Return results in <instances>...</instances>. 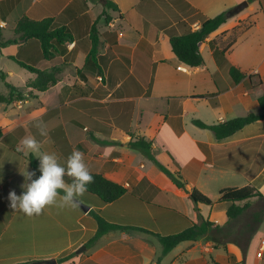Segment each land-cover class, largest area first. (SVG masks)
<instances>
[{
	"label": "crops",
	"instance_id": "1",
	"mask_svg": "<svg viewBox=\"0 0 264 264\" xmlns=\"http://www.w3.org/2000/svg\"><path fill=\"white\" fill-rule=\"evenodd\" d=\"M111 1L116 10H107L105 0H0V42L18 38L15 24L24 16L36 21L54 18L73 37L50 59L44 58L37 39L0 48V58L16 64L4 72L9 82L15 72L28 76L21 88L37 77L16 60L53 71L57 79L44 92L27 89L30 99L24 100L22 109L0 103V264L46 260L59 264L60 259H66L62 264H264V253L259 256L264 240V120L224 140L193 123L213 125L264 114L259 103L264 97V75L259 72L264 47L258 39L238 45L241 33L245 37L259 27L254 17H264V0ZM243 2L248 7L201 44L204 65L191 68L179 61L172 52L173 37L197 31L207 19ZM93 26L99 38L98 66L89 68ZM232 67L246 75L239 83L230 75ZM27 136L35 137L42 150L55 151L61 163L73 149L83 151L91 173L102 174L128 192L111 204L87 195L78 198L80 203L110 223L151 233L116 230L87 247L98 223L80 206H62L58 197L39 215L13 211L9 192L23 191L21 172L32 171L31 155L39 165L35 154L19 151ZM140 138L152 143V153L161 164L181 175L186 190L130 146ZM230 172L241 174L244 181L232 184ZM248 185L263 198H253L232 221L228 216L216 218L220 206H225L227 215L232 203L199 204L205 218L223 229L182 242L163 255L155 234H177L191 226L193 189L216 201L223 189ZM173 197L182 202L184 214L159 205L160 200L174 203ZM244 215L248 222L239 223ZM82 247L86 250L78 254Z\"/></svg>",
	"mask_w": 264,
	"mask_h": 264
},
{
	"label": "trees",
	"instance_id": "2",
	"mask_svg": "<svg viewBox=\"0 0 264 264\" xmlns=\"http://www.w3.org/2000/svg\"><path fill=\"white\" fill-rule=\"evenodd\" d=\"M104 6L107 10H116L117 5L111 0H105ZM105 15L107 12L104 11ZM230 11L224 12L214 18L207 19L197 31L189 32L183 36L173 37L171 42L172 52L183 64L191 67L198 68L204 65V57L201 53V44L215 31H217L224 23L231 18ZM109 19V16H106ZM15 33L18 38L15 40H10L7 42H0V48L6 47L10 44L17 43L20 41H27L29 39H37L40 41L43 51V56L45 59H50L55 56V53L59 51L67 42H71L73 37L69 32L68 28L65 26H60L57 24L54 18H46L43 20H31L27 16L22 17L15 24ZM97 28L93 26L91 33V43L92 47L89 51L86 59V67L93 68L97 67V56L99 52V38L97 35ZM12 59H14L12 57ZM16 60V59H14ZM16 62L24 69L31 73L37 75L36 79L31 81L26 87H16L14 84L7 80V75L1 72V79L4 82L6 88L9 91L7 96L0 93V103L1 104H12L17 101H24L25 99V89H32L39 92L46 91L50 86L57 83L55 73L53 71H42L33 66L27 65L21 61L16 60ZM230 75L235 83H239L246 75L241 73L239 69L232 67L230 69ZM28 97V94H26ZM204 96H202L203 98ZM259 103L264 110V97L259 98ZM264 120V114L259 115L251 113L247 116L237 117L225 122L208 125L200 120H194L193 123L202 129L210 130L214 133L218 140H224L236 134L237 132L244 129L246 126L256 123L258 121ZM1 135V134H0ZM130 146L134 149L140 150L147 155V157L154 162L162 172L168 175L174 184L182 190H186V184L182 180V177L178 173L171 172L166 166L161 164L158 159L152 153V143L146 141L143 138L136 139L130 142ZM32 171H36L37 176H39L38 161L34 156L29 157ZM94 177L92 183L88 185L87 192L91 195L98 197L103 204H111L122 196H124L128 190L123 185L116 183L112 180L107 179L102 174L91 173ZM65 180L71 181L73 178L71 176H65ZM255 197L263 198V194L258 191L255 187L248 185L245 187H234L223 189L220 192V197L213 201L207 195L201 193L197 189H193L189 193V198L194 202V213L195 218L191 222V226L180 233L172 235H160L155 234L163 246V255H167L174 248H176L182 242L197 241L203 237H210L213 231H221L223 228L216 226L215 223L206 219L201 213V209L198 207L199 204L212 206L214 203L230 202L232 205L227 211V216L229 221L239 218L245 210L250 207V201ZM164 199V198H162ZM174 203L171 201L169 204L165 205V201L160 200V206H166L171 208L180 214L185 213V208L178 197H173ZM241 205V203H243ZM91 215L96 219L98 223V230L95 236L87 243V247H91L100 238L106 234L116 231V230H139L143 232H149L145 229L139 227H128L121 226L114 223H110L101 217L95 211H90ZM151 233V232H149ZM153 234V233H152ZM66 259L58 260L59 264H62ZM35 263H18V264H36ZM38 264V263H37ZM219 264V263H214Z\"/></svg>",
	"mask_w": 264,
	"mask_h": 264
},
{
	"label": "clouds",
	"instance_id": "3",
	"mask_svg": "<svg viewBox=\"0 0 264 264\" xmlns=\"http://www.w3.org/2000/svg\"><path fill=\"white\" fill-rule=\"evenodd\" d=\"M41 134L46 135L43 126ZM20 152L35 154L39 159V176L36 171L26 168L21 174L25 183L21 185L23 191L18 195L15 190L8 194L9 207L27 216L39 215L46 206L57 203L60 198L62 206L78 207L82 196L88 190V185L93 182L85 159V153L73 149L64 163L55 151L42 150L41 143L32 136H27L21 141ZM65 176L73 178L71 183H66ZM2 183V177H0Z\"/></svg>",
	"mask_w": 264,
	"mask_h": 264
},
{
	"label": "rangeland",
	"instance_id": "4",
	"mask_svg": "<svg viewBox=\"0 0 264 264\" xmlns=\"http://www.w3.org/2000/svg\"><path fill=\"white\" fill-rule=\"evenodd\" d=\"M96 1H98V0H96ZM250 1L253 2V0H250ZM256 5H257V7H260V3H257ZM254 23H256V24L258 23L259 24V27L257 29H255V28H253V27H255V25L253 24V26H252L253 30L251 32L247 33V35H245V37H242L243 35L241 33V35H240V37L238 39L239 40L238 41L239 42L238 45H240V43L242 41L245 42L246 40H248L249 42L251 41V43H252V42L256 41V39H258V41L261 42V45L264 47V17H261L260 18V17H256L255 16L254 17ZM249 26L243 27V29H246ZM255 32H257V33L255 35H252ZM250 35H251V37H248ZM238 36L239 35H237V33H236L235 38L237 39ZM11 63H13V64H11ZM11 63L8 60L7 57H4L3 59L0 58V71L7 72V73H9L10 71H12L13 70V68H12L13 66L12 65H15L16 66V64L14 62H11ZM259 72H260V74H263L264 75V56H263V61L261 62V65H260V71ZM26 80H28V76L27 75H24V74H22L20 72H15L14 73V76L11 77L12 83L15 84L18 87H21L24 84V82H26ZM0 93H2L3 95L9 93L8 89L6 88L4 82L1 79V72H0ZM28 93H29L28 90L25 89V92H24L25 99L28 98L26 96V94H28ZM28 99H30V98H28ZM12 104H13V107L16 108V109L17 108L18 109H22L25 106L24 105L25 104L24 101H20V102H17V103L14 102ZM256 127H260V126H256ZM230 175L232 177H234V179L232 181L233 182L232 184H239L240 185L241 184V181H244V179H245L239 173H236L235 174V173L230 172ZM66 182L67 183H71V181H68V180ZM83 195H87V196L93 197L94 199H97V200L99 199L98 197L93 196V195L89 194L88 192L84 193ZM80 197H78V198H80ZM213 198H215V197H213ZM81 204H84V203L81 202ZM84 205H86V204H84ZM86 206H88V205H86ZM246 215H244L243 217H241V219L239 220V223L245 224V223L248 222L249 217L246 216ZM226 216L227 215H226L225 206L222 205V206H220L216 210V218L219 219V220H225L226 219Z\"/></svg>",
	"mask_w": 264,
	"mask_h": 264
},
{
	"label": "water",
	"instance_id": "5",
	"mask_svg": "<svg viewBox=\"0 0 264 264\" xmlns=\"http://www.w3.org/2000/svg\"><path fill=\"white\" fill-rule=\"evenodd\" d=\"M248 7V2H243L241 4H239L236 8H234L230 14L231 15H235V14H238L240 13L241 11H243L245 8ZM79 206L83 209V211L85 212H89L90 211V207L84 205V204H79ZM86 250V247H82L80 250L77 251L78 254H80L81 252L85 251ZM38 264H57V261L56 260H46V261H43V262H39Z\"/></svg>",
	"mask_w": 264,
	"mask_h": 264
},
{
	"label": "built area",
	"instance_id": "6",
	"mask_svg": "<svg viewBox=\"0 0 264 264\" xmlns=\"http://www.w3.org/2000/svg\"><path fill=\"white\" fill-rule=\"evenodd\" d=\"M263 253H264V240H262V242H261V247H260V253H259V256L261 257Z\"/></svg>",
	"mask_w": 264,
	"mask_h": 264
}]
</instances>
